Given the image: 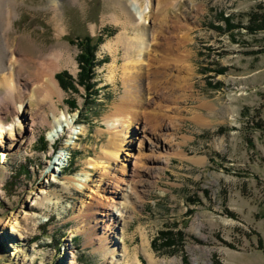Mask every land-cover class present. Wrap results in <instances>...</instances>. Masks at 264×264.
<instances>
[{
    "label": "rangeland",
    "instance_id": "rangeland-1",
    "mask_svg": "<svg viewBox=\"0 0 264 264\" xmlns=\"http://www.w3.org/2000/svg\"><path fill=\"white\" fill-rule=\"evenodd\" d=\"M120 1L0 0V76L15 64L30 94L36 70L64 57L54 130L32 123L35 101L17 121L0 117V264H264V31H252L264 0H169L163 16V0H147L154 19L128 30L123 12L140 6ZM126 32L150 44L188 38L190 88L143 108L169 116L163 126L143 114L108 120L123 95L126 50L116 42ZM88 35L104 38L94 98L79 85L77 44ZM63 72L77 93L62 87ZM110 141L125 142L117 159L105 155Z\"/></svg>",
    "mask_w": 264,
    "mask_h": 264
},
{
    "label": "bare ground",
    "instance_id": "bare-ground-1",
    "mask_svg": "<svg viewBox=\"0 0 264 264\" xmlns=\"http://www.w3.org/2000/svg\"><path fill=\"white\" fill-rule=\"evenodd\" d=\"M119 2L121 1L119 0ZM150 2H147V0H133V3L138 4L140 8L136 13L127 11L123 12V15L126 18V21L122 23L124 29L128 30V28H126L128 22L131 24L135 23L137 27H141L140 25H148L149 21L152 22L155 17L154 14L148 15L151 10L147 12V9L144 7L146 6L150 8ZM171 7H173L171 1L163 0L160 2L158 15L163 16L164 12H167ZM114 18L116 19V17ZM127 34L128 33L126 32L125 34L119 36L118 41L116 42V44L119 46H125L126 50V61L122 68L124 76L123 95L120 96L119 103H117L115 106L113 118L110 119L109 117L108 120L110 122L112 121L111 125L119 122L123 126V120H127L128 123H130V120L132 122H137L139 118L144 115L148 121L150 120L151 122L154 119L153 122H157L163 126V122L170 118L169 116L155 112H144V109L147 107V105H152L156 95V97H163V101L169 103L172 100V97L179 99L185 95V91L190 88V83H188L190 81L189 78L182 76L183 72L189 68L187 63L190 59V55L185 50L186 44L188 43V38L185 36L182 38L178 37L180 42L177 43V47L175 41L172 40L173 38L167 37L164 41V45H162V43L159 41V36H154L152 37L153 42L150 44L148 42L149 40L143 35L142 37H135L134 39L132 37H128ZM153 47L155 49H153ZM160 48L165 51V54H158V50ZM13 52L12 55L14 54ZM11 59H14V55L11 57ZM63 60L64 57L61 52L55 53L53 57L49 58L46 63H43V67H40L38 70H36L34 73L35 78H33L32 82L34 86L30 94L23 91L20 80L15 78L16 75L14 72V67L16 65L12 60V64L14 65H11L12 67H10L12 69L11 73H6L5 76H0V87L5 90L4 94L0 95V117L2 114L12 115L14 119L11 122L17 121L20 119L22 113H28L25 108L26 100H29L30 102L35 101L40 108L38 112L31 116L32 123L35 124L37 119H39L43 122V124H50L54 130L55 125H52V122L48 116L50 115L48 114V111H51L55 118H57V111H60L58 110L59 106L57 105V98H61L63 93L56 80L55 74L57 70L60 69L61 62ZM20 62L24 61H19L18 59L17 63ZM115 69V67H112V78L115 74ZM166 70L170 71V73H168ZM171 70H176L178 74L172 75ZM129 130L130 129H127V132ZM55 132L59 133L58 130ZM124 143L110 141L108 144H106L107 148L105 150V155H107L109 158H119ZM20 151L21 149L19 148L17 152L19 153ZM108 181L105 179L102 180L104 184V191L108 193H114L111 191V189L115 183L110 179H108ZM121 216L123 217L122 214ZM7 222L8 223L6 227H11L12 232H15V227L18 223L17 218H13L12 221L9 220ZM124 233L125 230L123 234ZM108 253L104 255V257H106ZM116 253V250L111 252L113 257L116 255ZM125 253H127V250Z\"/></svg>",
    "mask_w": 264,
    "mask_h": 264
},
{
    "label": "trees",
    "instance_id": "trees-1",
    "mask_svg": "<svg viewBox=\"0 0 264 264\" xmlns=\"http://www.w3.org/2000/svg\"><path fill=\"white\" fill-rule=\"evenodd\" d=\"M264 31V17L262 20H257L256 27L252 29L253 32L255 31ZM104 42L103 36L99 37H92V36H86L82 39L78 40V46L80 48V55L78 57L80 66H81V74L79 79V85L83 86L84 89L87 92V96L90 98H94L95 92V83L93 80L95 79V67L97 66V51L99 49V46ZM57 79L60 81L62 87L64 89H73L76 93L79 91L78 88H76L75 84L72 82V78L68 73L63 72L57 75ZM73 108H77L75 101H72ZM40 142L43 144V147L46 149L48 147V141L45 139V136L42 135L40 137ZM54 148L57 150L58 145H55ZM168 245H173L172 239L169 238Z\"/></svg>",
    "mask_w": 264,
    "mask_h": 264
}]
</instances>
